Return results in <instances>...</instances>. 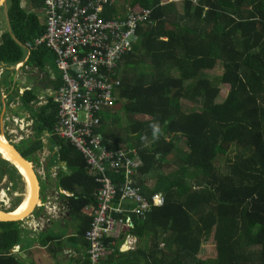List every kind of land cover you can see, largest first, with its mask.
<instances>
[{
    "label": "trees",
    "instance_id": "1",
    "mask_svg": "<svg viewBox=\"0 0 264 264\" xmlns=\"http://www.w3.org/2000/svg\"><path fill=\"white\" fill-rule=\"evenodd\" d=\"M125 5L126 13L139 7L151 10V17L138 26L131 50L113 70L116 97L99 112L98 130L109 148L137 151L141 194L164 196L145 219L132 216L127 233L136 246L129 254L137 264H264V0H123ZM42 7L43 0H6L8 24L0 34V64L6 68L21 62L25 44L43 35L32 11ZM118 9L112 6L102 17L124 18ZM48 60L55 66L54 55L39 46L27 62L42 68ZM216 70L219 79L209 74ZM56 82L55 90L60 74ZM221 85L229 86L224 98ZM35 99L29 91L19 99L31 113L33 134L16 146L33 164L43 148L40 137L58 112L51 100L33 108ZM154 122L161 129L155 140ZM51 138L57 151L44 169L64 165L57 167L55 189L72 194L63 205L81 222L76 237L86 243L91 218L82 212L95 205L98 183L70 142ZM107 174L122 183L121 175ZM1 175L21 181L4 159ZM21 222L0 221V264H23L10 252L21 242ZM208 240L215 258L206 260L200 254Z\"/></svg>",
    "mask_w": 264,
    "mask_h": 264
},
{
    "label": "built area",
    "instance_id": "2",
    "mask_svg": "<svg viewBox=\"0 0 264 264\" xmlns=\"http://www.w3.org/2000/svg\"><path fill=\"white\" fill-rule=\"evenodd\" d=\"M114 3L115 0L86 3L81 0H43L44 33L24 46L27 54L39 46L48 49L54 55L55 67L60 74V87L35 101L36 106H44L49 100L57 106L56 124L47 136L70 142L83 155L88 174L98 183L95 205L84 209L91 221L84 234L86 256L79 264H101L107 252L105 240L117 227L130 229L132 216L143 220L153 208L164 204L161 193L146 198L136 185L137 151L125 147L109 148L98 130L99 112L111 107L116 97L115 87L119 81L110 80L115 74L113 70L131 50L138 26L150 21L151 17V10L135 7L128 10L124 18H103L102 12ZM21 67V63L14 66L15 69ZM3 74L4 68L0 66V80ZM0 95L6 102L5 92ZM1 117H4V124L10 122L6 130L13 138L20 141L31 136L32 130L24 136L16 135L23 131V119L8 118L4 112ZM30 122L26 126H32ZM108 170L122 176L119 186L112 182ZM9 189L7 187L6 191ZM117 192L119 197L115 201ZM52 210L56 214L63 213L61 206L49 211ZM47 216L46 222H49L54 215L49 212ZM133 241L128 242L127 249L134 247Z\"/></svg>",
    "mask_w": 264,
    "mask_h": 264
},
{
    "label": "crops",
    "instance_id": "3",
    "mask_svg": "<svg viewBox=\"0 0 264 264\" xmlns=\"http://www.w3.org/2000/svg\"><path fill=\"white\" fill-rule=\"evenodd\" d=\"M122 5L123 4H119L116 1L113 5L119 8L118 16L121 14L125 16L127 6L125 5V9H122L121 7ZM4 10H5V19H6V15H7L6 1L4 4ZM32 11L37 13L39 22L44 27V14L42 8ZM40 17H43L42 19L43 23L42 20L40 21ZM28 58H29V54L26 53L25 58L21 62H19L22 64V69L28 71L24 73L25 75L23 77L19 76L20 75L19 70H21V68L15 69L14 66H9L6 68L2 64H0V66H3L4 68V74L2 75V79L0 80L1 82L0 93L5 92L6 96L8 97V99L5 102V100L0 95V99H1L0 102L1 103L3 102V105H1L0 108L1 109L0 113L5 112L6 106L4 103H6V105L13 104V106L10 107L11 109H9V107L6 109V115L8 118L11 115H14L23 119L22 129L24 131L22 132L18 131L16 134L17 136L18 133H20V135L21 134L25 135V133L31 131V127L26 126V123L28 124L30 121H32L30 118H27V116H31V113L23 109L19 102V99L22 97V94L28 91L35 94L36 99L34 100L33 108H36L35 101L39 96H44L46 93L55 90L54 85H52V82H56V79L59 75L58 70L54 66L53 62H51V60H48V62L45 63V66L39 68L35 63L28 64L27 62ZM30 68H33V70L30 71ZM13 73H16V80L14 83H11V78ZM11 84L13 85L11 86ZM21 92L22 94H20ZM12 97L14 98V101ZM10 99L12 102L10 101ZM55 124L56 121L51 128H49V126L51 125L48 124L47 130H45V132L40 137V140L43 145V148L40 150L41 151L40 153L44 156V158L46 157L45 163H49L51 156L55 154V152L57 151V147L54 146V144L52 143L53 138L51 137L53 136H47L51 133ZM8 125L6 124L7 129H8ZM11 137L13 136L11 135ZM60 165L64 166L62 163L57 164L58 167ZM54 167L55 166L50 167V172H45V173H43L42 171L39 172V174L43 175L45 192L46 191L49 193L51 192L52 195L57 194L59 197H63L60 196V194H63L64 196H71L72 195L71 193L65 194L64 191L61 190L56 191L54 185L56 173L52 171ZM44 175L48 176L47 180L44 177ZM72 187H73V192L79 194L81 193L82 188H77V186L75 185ZM46 203H47L46 201L45 203H41L40 209L39 210L38 208L36 209V213L35 212L33 213L32 218L30 217L26 219L24 222L23 221L21 222L22 223L21 242L15 245L14 247H12V249L10 250L11 254H13V256H15L16 258H18L23 264H79L83 259H85L86 250H87V245H86L87 243H85L84 241L82 242L76 237L81 222L78 219H74L70 215V212L68 211L66 205H52L51 204L52 202H48V204ZM60 206L63 208V213L62 214L57 213L58 216L57 217L53 216L54 217L53 220L50 221V224H48L46 228L45 227L40 228V226H43L45 223L41 222L39 216L43 215L44 213L47 216L49 214L50 209H54L55 207H60ZM82 214L88 216L87 213L84 212V210ZM36 222H38V224H36ZM72 225H74V227H72ZM37 226L38 228H34ZM128 229L129 228H126L125 226H119L111 234L109 239L112 240L107 244V252L106 255L103 257V259L101 260V264H137L135 258H133L129 254L132 250L135 249L136 238L130 235L129 233H127ZM52 235L53 236L57 235L59 239L58 240L55 239L54 241L50 240L48 236H52ZM131 239L134 240L133 241L134 247L132 249H127L126 245Z\"/></svg>",
    "mask_w": 264,
    "mask_h": 264
},
{
    "label": "rangeland",
    "instance_id": "4",
    "mask_svg": "<svg viewBox=\"0 0 264 264\" xmlns=\"http://www.w3.org/2000/svg\"><path fill=\"white\" fill-rule=\"evenodd\" d=\"M163 3H166V2H170L171 0H162ZM117 2L119 4H123V0H117ZM2 4V5H1ZM22 6L25 7V2L22 3ZM43 19V17H40V21ZM42 23H43V20H42ZM8 24V22L6 21L5 19V10H4V0H0V34L3 33V31L5 30V25ZM33 70V68H30V71ZM20 71V77H23L26 73L28 72L27 70H23L22 67H21V70ZM210 75H212L211 77L215 76L216 78L219 79L220 75H221V72L219 70H216V71H210L209 72ZM26 77V76H25ZM6 78V77H5ZM6 81V80H5ZM16 82H19V81H16ZM7 84V83H6ZM5 84V85H6ZM8 85V84H7ZM6 85V86H7ZM221 88V91H220V95L222 98H224L229 90V86L228 85H221L220 86ZM24 94V93H23ZM22 94V96H23ZM13 96V94H12ZM13 98V97H12ZM11 98V99H12ZM10 99V101H11ZM1 101V99H0ZM13 101H14V98H13ZM12 102V101H11ZM6 104V103H4ZM1 105H3V102L1 103L0 102V108H1ZM189 108H193L195 105L194 104H186ZM13 104L9 105L8 104V107L9 109H11L10 107H12ZM38 107V106H37ZM0 112H1V109H0ZM21 116V115H20ZM31 122H29L28 124H30ZM7 125L10 124V122L6 123ZM6 124H4V120L2 119L1 115H0V136H3L7 141H10L16 145L19 144L20 141H18V138H13L11 137V134L8 130H6L5 126ZM12 126V125H11ZM29 126V125H28ZM31 127V126H30ZM26 128V127H25ZM24 131V130H23ZM31 135V134H30ZM24 136V135H23ZM28 137V136H27ZM26 137V138H27ZM180 145V144H179ZM41 152V151H40ZM38 152L37 153V156H38V159H39V162L38 163H32L35 170L39 173V172H47L45 169H44V166H46L47 163H45V159L46 157L44 158V156ZM44 158V159H43ZM0 159H2L0 157ZM169 161L171 162V158L169 159ZM45 163V164H44ZM57 167L58 166H55L52 171L54 173H56V170H57ZM169 167V166H168ZM174 166H171L169 168H172ZM51 171V172H52ZM48 172H50V170H48ZM44 177L46 178V180L48 179V176L46 177L44 175ZM17 181V180H16ZM39 182L41 184V187H42V190L45 191V184H44V180H43V177L39 176ZM2 183H4L3 179L0 178V185H2ZM187 184H189V179L187 180ZM9 187L10 188V185L9 184H5L4 186H2V188L0 189V208H3V209H6V210H9L10 207H11V203L14 204V202H17L18 200H20L22 198V195L25 194V184L23 181H19V183H16L15 182V187H13V189L11 188L10 190L11 191H6V188ZM65 194H70V193H65ZM60 196H63L65 197L63 194H60ZM63 197H59L57 194H51V192H44L41 196V203H45V201L47 202L46 204H48V202H52L51 204L52 205H63V202H64V199ZM43 205V204H42ZM45 205V204H44ZM40 209V207L38 208V210ZM45 209V208H44ZM63 211V210H62ZM52 215L54 216H58L54 210L52 211H49ZM44 213V212H43ZM42 213V214H43ZM32 218V217H31ZM39 219L41 220V222H44L45 224L43 226H40V228H43L48 225V219H47V216L46 214L44 213L43 215H40L39 216ZM53 220V218H51ZM25 221V220H24ZM23 221V222H24ZM22 224V223H21ZM36 224H38V222H36ZM72 227H74V225H72ZM29 228V227H28ZM34 228H38L37 227H34ZM201 254H200V257L203 258V259H206V260H209V259H213L215 258V251H214V246L212 245L211 241H206L204 242L203 246H202V249H201Z\"/></svg>",
    "mask_w": 264,
    "mask_h": 264
},
{
    "label": "water",
    "instance_id": "5",
    "mask_svg": "<svg viewBox=\"0 0 264 264\" xmlns=\"http://www.w3.org/2000/svg\"><path fill=\"white\" fill-rule=\"evenodd\" d=\"M5 1L6 0H4V4H5ZM15 80H16V73H13L12 78H11V83H14ZM12 85L13 84H11V86ZM0 145H2V147L9 153V155L12 157V159L15 162H17L20 166H22L26 170V172L30 178L31 185L33 187V194H32L30 204L28 205V208L26 210L25 215L20 219L14 218V216L11 217L9 215V214H11L12 211H7L6 209L0 208V221L1 222L24 221V220L32 217L33 213L41 205V202H40L42 199L41 196L45 192L42 190L41 184L39 182V176H41V175L35 170L32 162H30L26 158H24V156L16 149V144L10 143L9 141L4 142V143L0 141ZM12 166H14V165H12ZM21 181H23L22 177H21ZM25 190H26V188H25ZM65 193H67V192H65ZM24 195L25 194H23L22 197H24ZM22 199L23 198L20 199V201L18 202L16 207H18V205H20L22 203Z\"/></svg>",
    "mask_w": 264,
    "mask_h": 264
},
{
    "label": "bare ground",
    "instance_id": "6",
    "mask_svg": "<svg viewBox=\"0 0 264 264\" xmlns=\"http://www.w3.org/2000/svg\"><path fill=\"white\" fill-rule=\"evenodd\" d=\"M35 105H36V103H35ZM0 141L3 142V143L7 142V140L3 136H0ZM0 156L3 159H5L6 161L10 162L12 165H14V167L17 170V172L22 177L23 182H24L25 187H26L25 195H24V197H22L23 198L22 199V203L20 205H18V207H16L14 209V211L11 212V214H9L11 217L14 216V218L20 219V218H22L25 215L26 210L28 208V205L30 204V200H31V197H32V194H33V187L31 185V181H30V178H29L26 170L12 159V157L2 147V145H0Z\"/></svg>",
    "mask_w": 264,
    "mask_h": 264
},
{
    "label": "flooded vegetation",
    "instance_id": "7",
    "mask_svg": "<svg viewBox=\"0 0 264 264\" xmlns=\"http://www.w3.org/2000/svg\"><path fill=\"white\" fill-rule=\"evenodd\" d=\"M14 89H15V87H14ZM8 108V105H6V108H5V112H4V114H5V116L7 117V115H6V109ZM3 113V112H2ZM2 113H0V115L2 114ZM11 116H14V115H11ZM3 119H4V117H3ZM17 146V145H16ZM0 178L1 179H3V181H4V183H2V185H0V189L2 188V186H4L5 184H9L10 185V189L12 188L13 189V187H15V182H11L9 179H8V176L7 175H1L0 176ZM9 189V191H11ZM43 203V202H42ZM12 211H14V210H12ZM59 214H62L61 212H59ZM47 218H49L48 216H47ZM54 218V217H53ZM51 221V220H50ZM50 221L48 222V224H50Z\"/></svg>",
    "mask_w": 264,
    "mask_h": 264
},
{
    "label": "clouds",
    "instance_id": "8",
    "mask_svg": "<svg viewBox=\"0 0 264 264\" xmlns=\"http://www.w3.org/2000/svg\"><path fill=\"white\" fill-rule=\"evenodd\" d=\"M17 117V116H16ZM31 120H32V118H31V116H28ZM32 122H33V120H32ZM150 127H151V130H152V136H153V139L155 140V139H158L159 138V134H160V131H161V129H160V126H159V123L158 122H154V123H152L151 125H150ZM158 193V192H157ZM154 209V208H153Z\"/></svg>",
    "mask_w": 264,
    "mask_h": 264
}]
</instances>
